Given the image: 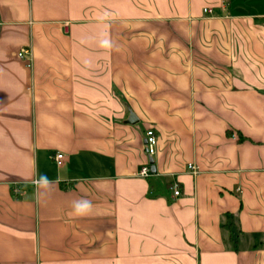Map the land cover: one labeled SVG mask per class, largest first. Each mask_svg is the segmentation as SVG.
Wrapping results in <instances>:
<instances>
[{
  "label": "crops",
  "instance_id": "1",
  "mask_svg": "<svg viewBox=\"0 0 264 264\" xmlns=\"http://www.w3.org/2000/svg\"><path fill=\"white\" fill-rule=\"evenodd\" d=\"M0 264H264V0H0Z\"/></svg>",
  "mask_w": 264,
  "mask_h": 264
},
{
  "label": "built area",
  "instance_id": "2",
  "mask_svg": "<svg viewBox=\"0 0 264 264\" xmlns=\"http://www.w3.org/2000/svg\"><path fill=\"white\" fill-rule=\"evenodd\" d=\"M205 13H211V10L207 9L205 10ZM18 57L27 63V67H32V52L30 49H22L18 53ZM146 139V153L149 158H153L157 153V147H158V137L154 130H147L145 134ZM54 161L56 164L61 167L64 163V155L58 154L55 156ZM190 169L195 172V167L191 166ZM152 165L147 164L144 167H142L139 176L144 179H148L152 177ZM170 190L172 191L175 198H178L181 196V191L179 188V185L175 184L172 187H170Z\"/></svg>",
  "mask_w": 264,
  "mask_h": 264
},
{
  "label": "clouds",
  "instance_id": "3",
  "mask_svg": "<svg viewBox=\"0 0 264 264\" xmlns=\"http://www.w3.org/2000/svg\"><path fill=\"white\" fill-rule=\"evenodd\" d=\"M40 182L47 183V177L46 176H41L40 181H34L36 185H38ZM92 208L91 201L88 200H82L79 202H76L74 206V211L76 215H86L90 212Z\"/></svg>",
  "mask_w": 264,
  "mask_h": 264
},
{
  "label": "water",
  "instance_id": "4",
  "mask_svg": "<svg viewBox=\"0 0 264 264\" xmlns=\"http://www.w3.org/2000/svg\"><path fill=\"white\" fill-rule=\"evenodd\" d=\"M138 122L136 115H134L133 113H131L130 118L128 120L129 124H136ZM151 165H152V174L156 173V167L154 166L153 161H151Z\"/></svg>",
  "mask_w": 264,
  "mask_h": 264
}]
</instances>
